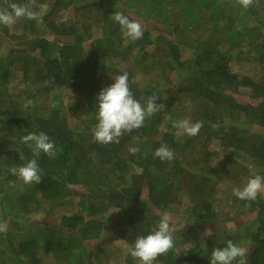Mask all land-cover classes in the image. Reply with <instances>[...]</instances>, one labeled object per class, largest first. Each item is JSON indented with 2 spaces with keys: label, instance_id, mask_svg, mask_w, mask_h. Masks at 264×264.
Instances as JSON below:
<instances>
[{
  "label": "trees",
  "instance_id": "obj_1",
  "mask_svg": "<svg viewBox=\"0 0 264 264\" xmlns=\"http://www.w3.org/2000/svg\"><path fill=\"white\" fill-rule=\"evenodd\" d=\"M37 4L48 5L35 9L38 20L0 25V222L8 229L0 233V264H138L126 246L155 230L165 212L173 228L174 218L193 225L175 230L174 247L154 264H210L213 248L229 239L251 248L246 264H264V193L246 201L231 190L246 183L250 168L264 176V134L251 131L264 128V0L247 9L237 0ZM74 6L77 15H65ZM114 12L142 29L148 23L143 38H126ZM245 65L250 70L240 72ZM124 71L134 98L156 93L165 108L118 144L96 143L97 95ZM182 119L203 121L199 134L172 127ZM40 131L56 155L37 157L42 181L24 184L9 169L33 158L21 137ZM161 144L173 150L171 161L153 156ZM43 211L47 222L38 219ZM247 211L256 213V229L208 226Z\"/></svg>",
  "mask_w": 264,
  "mask_h": 264
},
{
  "label": "clouds",
  "instance_id": "obj_2",
  "mask_svg": "<svg viewBox=\"0 0 264 264\" xmlns=\"http://www.w3.org/2000/svg\"><path fill=\"white\" fill-rule=\"evenodd\" d=\"M237 3L247 9L253 5L254 0H237ZM5 4V7H0V25L3 26H10L22 18L38 20L39 13L35 9L44 10L48 7L47 4H37V0H26L25 3L5 0ZM111 18L119 24L120 30L126 38L132 41L143 38L144 31L139 22L130 19L121 12H114ZM113 80L114 83L102 88L97 95V123L92 129V135L94 142L103 145L118 144L125 133L139 130L144 126L146 118L154 116L165 108L163 103H157L159 96L156 93L146 98L143 96L140 99L134 98L129 87L127 71L115 76ZM135 82V80L132 81V83ZM32 103L31 100H27L23 107L26 109ZM172 127L178 129L182 134L194 137L203 127V121L175 120L172 122ZM21 142L31 149L33 158L21 165L11 167L9 172L24 184H39L42 177L36 158L41 154L54 158L56 145L43 131L30 132L21 137ZM217 149H220V146ZM139 151V147L129 148V152L133 155ZM153 156L159 158L161 162L171 161L174 158V152L166 144H161L155 149ZM20 159L25 160L23 154L20 155ZM261 193H264V176L258 174L255 168H250L249 177L242 187L232 189V194L235 197L246 201H255ZM7 230V224L0 222V233H6ZM174 231L175 229L171 226L170 213L165 212L159 219L155 230L150 234L137 236L134 244L126 246L125 254L137 260L138 264H154L159 256L166 254L174 247ZM233 261H237V264H246V251L243 247L229 239L226 241L225 247L213 248L210 264H233Z\"/></svg>",
  "mask_w": 264,
  "mask_h": 264
},
{
  "label": "rangeland",
  "instance_id": "obj_3",
  "mask_svg": "<svg viewBox=\"0 0 264 264\" xmlns=\"http://www.w3.org/2000/svg\"><path fill=\"white\" fill-rule=\"evenodd\" d=\"M77 11H78V8L76 6H74V7L70 8L68 11H65V15H67L68 17H71L73 15H77V13H76ZM126 12L128 13L129 16H133L134 19L138 18V16L136 14L132 15L130 10H128ZM144 27L148 28V23L144 22ZM144 27H143V29H145ZM149 28L153 31L154 34L157 35L159 33L158 27L155 24L149 25ZM242 67L243 68L240 67V72H248L250 70L248 65H245V66H242ZM236 69L239 70V66L238 65L236 66ZM69 93L70 92L67 91L66 94H65L67 103L69 102V98H68V94ZM182 97H185V96H182ZM69 113H70V117H71L70 119L73 120L75 118V114H82V111L79 108L78 110H76V112H74V110H71ZM251 131L253 133L264 134V128L259 127V126H252L251 127ZM218 146H220V145L215 144V145L212 146V148L217 149ZM224 187L225 188L227 187V183H224ZM236 187H241V186H236ZM247 212H248L247 215H242V216L238 217L236 220H234L233 222H222V223H210V222H207V223H208V226H216L217 229L219 227V229H221V231H226V232H230L231 230H237V229L238 230H244V229H248V228H250L251 230L252 229H256V227H255L256 213H250L249 211H247ZM45 215H47L49 217V219H50V216L48 214H46L45 211L42 212V215L38 219H41V221H43V222L46 221V220H43V219H47V216H45ZM60 217H61V214L55 215V218H56L57 221L60 220ZM174 219H175L174 225L176 224L174 226V229L176 231L178 229H181L182 227H184L185 229H188V227L190 225H193L192 224V220H190L187 217H185L182 220H178L176 218H174ZM53 221H55V220L53 219ZM202 223H204V222L197 223L194 226L199 231L198 234H200V235L201 234H206L205 230L203 229V226H201ZM185 248H186V246L181 244L179 249L184 251ZM250 250H251V248H247L246 249V255L250 252ZM123 255L120 258L121 259L120 262H123L125 260V257Z\"/></svg>",
  "mask_w": 264,
  "mask_h": 264
}]
</instances>
